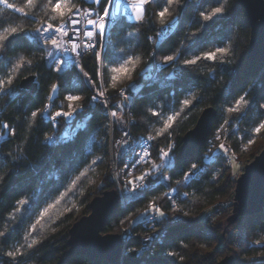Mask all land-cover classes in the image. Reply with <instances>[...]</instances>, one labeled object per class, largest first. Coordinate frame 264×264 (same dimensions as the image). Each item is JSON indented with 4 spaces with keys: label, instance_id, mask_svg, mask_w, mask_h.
<instances>
[{
    "label": "snow or ice",
    "instance_id": "6c2138e0",
    "mask_svg": "<svg viewBox=\"0 0 264 264\" xmlns=\"http://www.w3.org/2000/svg\"><path fill=\"white\" fill-rule=\"evenodd\" d=\"M203 2L215 6L197 8L194 22L199 26L198 31L202 32L210 23H217L231 15L228 0ZM191 3L192 0H20L21 6H17L10 0H0V5L14 14L0 16V98L6 97L7 106H15L16 111L22 113L19 117H12L19 121L17 126L4 122L3 113H0V155L7 162L32 163L28 153L34 136H38L39 142L45 146L66 144L69 142V132L66 130L60 135L56 134L61 123L73 133L87 131L95 118L93 110L97 107L103 110V118L97 121L98 127L93 129L90 138L95 142L97 133L102 130L103 139L96 144V148L105 152V155H96L90 148L81 159L75 153L69 156L65 170L55 176L56 185L47 194L48 198L36 203L34 215L24 230V243L15 241L5 244L11 228L0 231V264H34L35 257L41 254L43 247V241L39 238L41 229L54 224L51 231L55 232L63 223L61 217L66 219V213L73 212V207H69L66 213L53 215V210L70 194L81 191L89 174H95V169L104 163L109 144L115 156H130L132 159L131 164L124 163L122 168L108 173L113 182L119 181L123 185L121 192L131 194L127 198L129 201L135 202L155 184L162 183L168 189L149 201L143 212L130 220L133 226L151 222L147 220L148 216L156 224L164 223L169 213L158 206L157 201L166 200L167 207L174 213L187 216L188 213L176 207L177 197L189 196L188 192L181 193L180 189L191 187L194 181L208 175L209 166L214 167V158L219 160L223 157L229 161L227 169H218L212 177L217 183L225 171H231L233 176L238 172L235 153L226 143L227 134L234 124L247 118L253 110V101L255 112L264 115V95L259 99L252 96L251 89L256 83L254 79L236 95H233L231 87L222 86L229 99L220 108L221 120L213 130L207 153L191 157L186 168H181L178 174L180 178L163 174L175 173L176 170V128L188 118L193 108L199 107L206 99L208 89L201 86L200 80L204 77L196 68L201 62H212L209 67L212 80L206 81L211 87L216 82L217 68L234 62L237 46L234 41H222L213 50L194 51L197 41L193 38L197 32H189L186 39L192 41L191 44L180 42L176 47L165 48L173 30L179 31L178 25L184 22L185 10L190 8ZM2 12L3 9H0ZM38 12L42 14L38 15ZM10 20L22 22L9 24ZM141 26H147L152 31L158 29L159 36V41L148 37L152 46L144 53H138L137 45L132 43L138 39ZM129 28L133 30L128 31ZM121 43L127 47H119ZM12 51L17 52L14 57L9 55ZM41 67L47 70L50 82L41 84L44 79L43 72L39 70ZM220 70L225 71L223 68ZM138 73L141 79L157 83L165 90L179 89L180 94L169 91L167 96L152 97L141 104L139 112L134 114L135 106L142 100V90L137 87ZM32 82L42 93L47 92L41 101L42 106L27 99ZM125 82L126 87L122 86ZM259 86L264 91V75L260 78ZM169 97H172L171 101ZM17 101L21 103L17 104ZM42 124L50 128L48 133L40 130ZM137 127H144L145 134L134 139L132 130ZM262 130L264 118L250 122L245 129L247 144L255 143V137ZM231 135L235 136L236 132L231 131ZM240 139L243 141L244 137ZM16 141L19 143L15 149L5 153L4 147ZM92 156L95 158L89 159ZM143 165L147 167L136 175L134 170ZM4 168H7V163L0 162V188L8 182L11 172L10 168L4 172ZM96 187L103 192L105 181L102 180ZM42 195H45L43 190ZM31 204L33 201L21 193L3 221L11 225L19 223ZM260 228L264 231V224ZM128 231L125 229L122 233L125 239L128 238ZM153 231L155 236L142 237L145 243L160 238L159 229L153 228ZM253 244L259 246L262 250L260 255L264 257V236L239 242L241 248ZM178 247L181 251L172 250L165 254L184 261L186 257L181 252L188 249L189 244L180 243ZM143 250V247H128L124 254L132 259V254L139 256Z\"/></svg>",
    "mask_w": 264,
    "mask_h": 264
},
{
    "label": "trees",
    "instance_id": "16d2710c",
    "mask_svg": "<svg viewBox=\"0 0 264 264\" xmlns=\"http://www.w3.org/2000/svg\"><path fill=\"white\" fill-rule=\"evenodd\" d=\"M11 3L21 6L20 0H10ZM210 8L215 6L214 4L204 3L203 0H192L189 9L185 10L184 22L178 25L179 31L173 30L169 43L165 45V48L171 46L176 47L180 42L191 44L192 41L186 39V34L189 32H197V36L193 38L197 41L194 51H207L213 50L216 46H220L221 42L228 43L234 41L237 45L235 48V56L233 57V63L221 65L216 71V82L209 87L206 81H211L212 77L209 75V67L212 62H201L196 68L204 79L200 80V84L203 88L208 89L206 99L199 107L193 108L188 114L186 120L181 121L176 128L174 138L176 140V170L173 172H164V175H173L174 179L180 178L179 172L181 168H186L189 159L184 161H178V155L182 146V139L187 132L192 130L196 125L201 113L207 108H215L217 110V118L215 125L208 137L206 145L203 151L199 155L207 153L208 142L213 139V130L221 120L222 113L220 108L227 103L228 97L222 90L223 87H231L233 95L239 94L240 89L244 88L247 83L253 79L256 81L253 84L251 92L255 99H259L261 95H264V91L259 86V81L262 75H264V63H250L246 60L247 52L250 43V26L248 18L244 8L239 4L238 0H228V7L232 9L231 15L226 19H222L217 23H210L206 29L202 32L198 31L199 26L195 24L196 10L198 7ZM0 9L3 12L0 16L8 17L14 15L11 10L4 8L0 5ZM155 10V6L153 7ZM42 13L38 12V15ZM20 20H10L9 24L21 23ZM131 24V22L128 21ZM8 26V25H5ZM133 29L129 28L128 31ZM111 31V30H110ZM158 29L156 31L150 30L147 26H141L138 39L133 40L132 43L137 45L136 51L138 53L146 52L152 45L148 37H152L159 41ZM115 40L116 37H113ZM168 39V38H165ZM119 47H127L126 44H119ZM16 51L9 52L10 56H15ZM187 54V49H185ZM150 63V62H149ZM89 62V68H91ZM220 68L225 71L221 72ZM44 74V79L41 84L50 82L49 74L43 67L39 69ZM193 78L196 79L193 74ZM124 87L127 86L125 82ZM137 87L141 91L142 100L134 108V114L139 112L140 105L149 101L152 97L167 96L169 91L180 94L179 89H163L159 84L150 81H145L140 78V74H137ZM47 92L42 93L38 87L36 92H30L28 101L38 106H42L44 96ZM89 95L91 93H88ZM199 94V93H198ZM172 100V97H169ZM7 98H0V113H3V121L17 126L19 121L13 119L15 115L21 116V112H17L15 106H7ZM21 103L17 101V104ZM255 101H253V110L249 112L247 118L243 121H238L233 125L231 131H235L236 135L232 136L231 131L227 134L228 139L226 143L229 145L232 152L235 153V161H243L255 159V157L264 148V130L255 137V143L247 144V133L245 129L250 126V122L254 120L264 118V115L255 112ZM95 118L91 121L90 127L87 131H80L79 133H73L71 129H65L66 126L61 123L57 135L62 134L66 130L69 132V142L61 145L45 146L39 142L38 136H34L32 141V148L28 155L32 163H11L4 160L3 155H0V162L7 163V168L3 171L9 173L8 182L0 188V231H8V235L5 239V244L9 242L19 241L24 243L23 236L26 235L24 231L30 223V217L34 215L36 210V203L42 202L48 198L47 194L51 193L56 185L55 176L61 174L65 170L66 160L72 154H77V158L81 159L87 155L89 149L96 153V155H105L103 150L96 148V144L100 143L103 139V131H99L96 136V141L93 142L90 138L93 129L98 127L97 121L103 118V110L99 107L93 110ZM139 119V117H138ZM46 123V122H45ZM42 132L48 133L50 128L41 125ZM20 129L17 127V132ZM145 134L144 127H137L132 130V136L134 139H138ZM243 136L244 140L241 141L240 137ZM118 138V135H117ZM12 143L4 147V152L12 151L15 149L16 144ZM163 147L164 145L161 144ZM219 155V154H217ZM95 156L89 159H94ZM228 159L221 157L219 160L213 159V166H209L208 175H204L200 181H194L191 187H181L180 191L188 192L187 198L182 195L176 199V207L182 209L186 213H197L205 209L212 208L213 206L228 202L233 198L235 191L236 178L232 175L231 171H225L219 182L217 183L212 177L216 174V171L220 168L227 169L229 167ZM158 162V161H157ZM195 162V161H193ZM203 163L207 164V161ZM110 173V160H109V145L108 154L105 156V161L95 169V174L90 173L89 178L83 182L81 191H76L70 194L65 201H63L56 209L53 210V215L58 216L61 213H66V209L73 207L72 213H66L67 218L61 217L63 223L52 232L51 229L55 227L54 224L45 225L40 231V239L43 241V247L41 248V254L34 259V264H110L107 261H90L88 257L82 255L71 256L69 253L70 247L69 231L72 226L83 217L90 213V204L92 200L98 196H102L105 192L116 191L119 194V188L117 182L108 176ZM139 175V174H136ZM52 177V179H49ZM105 181L106 187L101 192L96 187L101 181ZM91 181H95L92 183ZM42 190L45 195H42ZM63 190V189H61ZM168 191L163 184L152 185L150 189L144 192L143 196L137 199L135 202L126 200V205L122 206L120 201V207L118 213L110 219L103 230V234L122 235L124 229L130 225V231L132 237L126 246L132 248L143 247V252L139 256L132 254V259L123 254L120 262L115 264H218L217 259L219 256L231 255L235 258L236 264H264V257H261L259 246L251 245L250 247L241 248L239 242L248 239L256 240L264 236V231L261 230L260 225L264 224V213H258L244 218V235L239 239V242L234 245L230 244L221 245L223 235L228 232L230 227L226 225L227 218L231 215V210H223L220 217L214 221L213 229L209 230L211 233L205 230L204 221H200L198 225H191L185 222L173 221L170 223L169 218L174 214L172 209L167 207V201H157L158 206L163 207L169 215L165 218V222L162 224L166 227V232L160 235L154 243L148 246L143 245L142 237H147L153 229L149 222L140 223L136 226L131 225L130 220L135 219L136 216L143 212L146 205L154 197H159L163 192ZM24 193L28 196L33 204L28 206V211L24 213L23 219L19 223L14 225L6 224L3 221V217L8 214L13 202L20 197V194ZM126 195V194H125ZM126 199V197H125ZM177 215V214H176ZM179 215H183L180 213ZM149 219V216L147 220ZM171 220V219H170ZM121 221H125L121 223ZM43 223V222H42ZM59 223V221H57ZM161 225V224H160ZM236 226V225H235ZM234 226V227H235ZM39 227V226H38ZM134 228V230H133ZM180 243H188L189 248L183 250L181 254L185 255L184 261H179L173 257L167 256V251H181L178 247ZM125 248V250H126ZM125 253V251H124Z\"/></svg>",
    "mask_w": 264,
    "mask_h": 264
},
{
    "label": "water",
    "instance_id": "95a60500",
    "mask_svg": "<svg viewBox=\"0 0 264 264\" xmlns=\"http://www.w3.org/2000/svg\"><path fill=\"white\" fill-rule=\"evenodd\" d=\"M244 8L249 26L250 43L246 60L250 63H264V0H238ZM27 83V82H25ZM38 86L30 84V92L35 93ZM217 110L205 109L196 125L182 139L178 161L199 155L215 125ZM232 215L226 220L234 225L238 219L264 213V149L249 164L236 180ZM120 195L116 191L105 192L94 198L90 204V214L76 222L69 231V253L82 255L90 261L120 262L125 245L122 235L103 234L106 223L119 211ZM224 237V235H223ZM236 264L232 256L225 257L218 264Z\"/></svg>",
    "mask_w": 264,
    "mask_h": 264
},
{
    "label": "rangeland",
    "instance_id": "374dc122",
    "mask_svg": "<svg viewBox=\"0 0 264 264\" xmlns=\"http://www.w3.org/2000/svg\"><path fill=\"white\" fill-rule=\"evenodd\" d=\"M66 129V128H65ZM264 149V148H263ZM263 149H262V151H263ZM261 151V152H262ZM260 152V153H261ZM259 153V154H260ZM258 154V155H259ZM113 158L115 159L116 158V156H115V153L113 152ZM109 160H110V163L112 164V161H111V159H110V150H109ZM175 160H176V158H175ZM254 159L252 158V159H250V160H243V161H239V162H237V161H235L238 165H239V170H238V172L234 175L235 176V178H236V180L241 176V174L244 172V167H245V165H247V164H249L250 162H252ZM227 162H229L228 160H227ZM124 163H125V160H123V162L119 165V168H122L123 167V165H124ZM128 164H131L132 163V161L131 162H127ZM143 167H147V165H143ZM143 167H140V168H137L136 170H135V174H140V171L142 170V168ZM113 170V167L112 166H110V172H113L112 171ZM115 170H118V168L116 167L115 168ZM119 183V184H118ZM117 184H118V188H119V191L121 190L120 188H122L123 187V185L119 182V181H117ZM126 194V195H125ZM119 195H120V201H121V199H122V196H121V191L119 192ZM124 195H125V197H126V200H127V198L131 195L130 193H128L127 191H124ZM229 201H234V194H233V198L231 199V200H229ZM228 201V202H229ZM214 209L213 208H209V209H205V210H202V211H198L197 213H189L187 216H185V215H176V214H174L172 217H170L169 218V221H170V223L171 222H175V221H178V222H185V223H189V224H191V225H198V223L200 222V221H204V225L205 224H207V225H205L208 229H210V228H212L213 229V222L214 221H216L219 217H220V215L223 213L222 211H220V212H217V213H214L215 212V210L213 211ZM228 210H230V209H228ZM90 214V213H89ZM88 214V215H89ZM212 214V217L211 216H209V215H211ZM87 215V216H88ZM231 215H232V210H231ZM230 215V216H231ZM229 216V217H230ZM209 217V218H208ZM228 217V218H229ZM152 217L151 216H149V219H151ZM227 218V219H228ZM244 218L245 217H243V219H238V221L234 224V225H232V226H229L228 225V221H226V225H228V227H230V229L228 230V232L227 233H225L224 234V237H223V239H222V242L220 243L221 245H226V244H230V242H232V244H234V245H236L238 242H239V240L237 241V238H235V239H233V240H231V237H230V235L229 234H231V232H232V230L234 229V226L235 225H237V224H239V222L240 221H243V222H245L244 221ZM148 219V220H149ZM171 219V220H170ZM165 222V221H164ZM126 229H129L130 230V225H128L127 226V228ZM125 230V229H124ZM131 232V231H130ZM130 238L132 237V233H131V236H129ZM129 238V239H130ZM122 239H123V235H122ZM123 242H124V240H123ZM129 242V241H128ZM124 245H125V242H124ZM126 248V247H125ZM125 251V250H124ZM228 256H231V255H227V256H219L218 257V259H217V263H219L222 259H224L225 257H228ZM233 257V256H232ZM236 261V260H235Z\"/></svg>",
    "mask_w": 264,
    "mask_h": 264
},
{
    "label": "built area",
    "instance_id": "2783aa9c",
    "mask_svg": "<svg viewBox=\"0 0 264 264\" xmlns=\"http://www.w3.org/2000/svg\"><path fill=\"white\" fill-rule=\"evenodd\" d=\"M129 22H131V23H134V21H129ZM110 31V30H109ZM109 150H110V159H111V161H112V164L110 163V166H112L113 167V170H115V168L117 167L118 169H120L119 168V165L123 162V160H125V163H127V162H131L132 161V159H131V157L130 156H127V157H118V156H116V158L114 159L113 158V151H112V148H111V144H109ZM137 151H139V149H137ZM119 164V165H118ZM141 167H143V166H141ZM138 168H140V167H138ZM112 170V171H113ZM136 170V169H135ZM134 170V171H135ZM117 182V181H116ZM119 184V183H118ZM121 189V188H120ZM121 196H122V199H121V203H122V206H125L126 205V199H125V195H124V192H121ZM233 202L234 201H229V202H225V203H220V204H217V205H215V206H213L212 208L215 210V212L214 213H217V212H220V211H223V210H228V209H233ZM213 210V211H214ZM209 216H211L212 217V214L211 215H209ZM209 218V217H208ZM241 219H243V218H241ZM148 221H151V222H149V224H150V226H151V228L153 229V228H155V229H159V231H160V235L161 234H164L165 232H166V227L164 226V225H160V224H156L154 221H152V218L151 219H149ZM129 230V229H128ZM205 230L207 231V232H209V233H211V231L205 226ZM124 233V232H123ZM126 235H127V239H125L124 238V236H123V240H124V242H125V247L127 246V244H128V241H129V236H131V232H130V230L126 233ZM149 235H152V236H155L156 235V233L154 232V231H152L151 232V234H149ZM230 235V237H231V240H233V239H235V238H237V241L244 235V222L243 221H240L239 222V224H237L235 227H234V229L232 230V232H231V234H229ZM240 237V238H239ZM157 240V239H156ZM156 240H153V241H149V242H147V243H145L144 241H143V245L144 246H148V245H151L152 243H154Z\"/></svg>",
    "mask_w": 264,
    "mask_h": 264
}]
</instances>
